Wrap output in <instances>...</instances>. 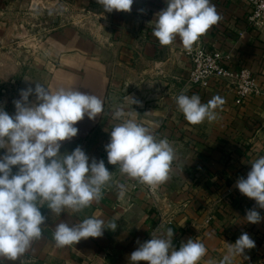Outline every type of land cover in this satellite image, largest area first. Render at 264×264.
Segmentation results:
<instances>
[{"label": "crops", "instance_id": "crops-1", "mask_svg": "<svg viewBox=\"0 0 264 264\" xmlns=\"http://www.w3.org/2000/svg\"><path fill=\"white\" fill-rule=\"evenodd\" d=\"M211 3L222 19L200 38L202 45L220 52L229 70L249 69L262 90L240 105L227 81L213 79L207 88L192 86L190 56L179 38L161 46L152 35L155 16L166 0H134L127 13L104 12L96 0H0V40L9 46L0 52V81L7 86L0 108L13 115L20 90L34 88L35 83L53 92L79 89L98 96L104 112L95 120L85 116L77 122V136L61 142L60 151L80 146L90 160L103 159L113 181L128 189L121 199L112 184L104 189L103 199L80 213L65 210L57 216L41 208L47 218L42 237L15 261L0 257V264H130L138 240H150L153 232L159 235L169 227L177 249L189 238L206 245L207 254L198 264H219L228 244L244 232L255 247L245 249L233 264H264V209L235 186L240 177H247L251 163L264 155V35L248 26L249 8L243 0ZM49 11H57L58 24L37 29ZM22 42L31 46L16 47ZM23 49L28 54L25 62L19 60ZM182 90L189 96L198 94L202 103L216 95L226 103L217 110L216 120L192 125L175 101ZM120 106L158 138L172 143L176 157L166 183L149 187L121 176L115 165L108 164L105 145L111 127L120 122L112 115ZM5 151L0 149V155ZM253 208L262 217L259 223L245 219ZM92 216L105 223L119 216L118 227L76 245L56 246L57 224H77Z\"/></svg>", "mask_w": 264, "mask_h": 264}, {"label": "clouds", "instance_id": "clouds-1", "mask_svg": "<svg viewBox=\"0 0 264 264\" xmlns=\"http://www.w3.org/2000/svg\"><path fill=\"white\" fill-rule=\"evenodd\" d=\"M96 2L104 12L127 13L134 0ZM221 19L211 0H166V7L155 16L152 35L161 46L173 45L179 38L184 50L191 52ZM186 91L182 90L175 101L188 123L198 125L217 119V110L226 103L222 97L216 95L202 103L198 94L189 96ZM19 95L20 99L13 101V115L0 108V149L6 150L0 155V257L12 261L42 237L47 218L41 208L47 207L57 216L65 210L80 213L103 199L104 189L112 184L121 199L128 190L125 184L113 181V173L103 159L90 160L80 146L70 152L60 151L61 142L77 136V122L85 116L95 120L104 112V102L98 96L79 89L59 88L53 92L41 83L21 89ZM33 95L35 99L30 101ZM112 115L120 122L111 127L109 143L105 145L108 164L115 165L121 176L149 187L166 183L176 157L172 143L158 138L122 106ZM251 165L247 177H240L235 186L264 209V155ZM119 218L115 216L107 223L94 216L77 224L61 222L56 225L53 239L57 247L76 245L82 239L101 237L105 229L115 231ZM245 219L255 224L262 217L253 208L247 210ZM151 237L142 243L137 241L139 246L130 254V264H198L207 254L206 245L193 238L177 249L170 227L159 235L153 232ZM254 247V240L244 232L234 244H228L219 264H233L236 256Z\"/></svg>", "mask_w": 264, "mask_h": 264}, {"label": "built area", "instance_id": "built-area-1", "mask_svg": "<svg viewBox=\"0 0 264 264\" xmlns=\"http://www.w3.org/2000/svg\"><path fill=\"white\" fill-rule=\"evenodd\" d=\"M249 8L248 26L264 35V0H243ZM189 82L196 88L209 87L213 79L227 81L234 86L236 103L242 104L249 96L260 95L262 90L249 69L229 70L224 64V56L218 51H208L199 40L191 52ZM13 83V82H12ZM0 87V103L3 102L7 90L6 84ZM170 224V223H169Z\"/></svg>", "mask_w": 264, "mask_h": 264}, {"label": "rangeland", "instance_id": "rangeland-1", "mask_svg": "<svg viewBox=\"0 0 264 264\" xmlns=\"http://www.w3.org/2000/svg\"><path fill=\"white\" fill-rule=\"evenodd\" d=\"M56 12L55 11H49V15H47L46 19H42V20H44L42 23L48 22V21L52 20L53 18H55ZM39 26L40 25H37L36 28L40 29ZM41 28H43V27H41ZM13 41H15V40H13ZM37 43H38V40H37ZM29 46H31V45H29V43H23V42L16 44V47H18V48L19 47L24 48V47H29ZM1 48H9V46L7 45V41L4 42V41L0 40V52L2 51ZM14 48H15V46H14ZM1 82L2 81H0V87H2Z\"/></svg>", "mask_w": 264, "mask_h": 264}, {"label": "water", "instance_id": "water-1", "mask_svg": "<svg viewBox=\"0 0 264 264\" xmlns=\"http://www.w3.org/2000/svg\"><path fill=\"white\" fill-rule=\"evenodd\" d=\"M59 20L57 18H53L52 20L48 21V22H44L42 23L39 27H49V26H53V25H56L58 24ZM20 56H19V60L20 61H27L28 60V54H26V51L23 49V50H20Z\"/></svg>", "mask_w": 264, "mask_h": 264}]
</instances>
